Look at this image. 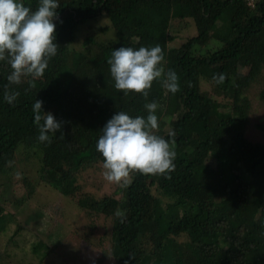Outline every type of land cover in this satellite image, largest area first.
Instances as JSON below:
<instances>
[{
	"label": "trees",
	"instance_id": "16d2710c",
	"mask_svg": "<svg viewBox=\"0 0 264 264\" xmlns=\"http://www.w3.org/2000/svg\"><path fill=\"white\" fill-rule=\"evenodd\" d=\"M22 2L33 11L38 6V0ZM58 3L53 21L58 53L34 88L28 79L12 86L20 95L11 105L3 87L11 69L0 62V174L21 148L42 163L38 181L61 195L59 205L38 214L34 228L18 220L0 227V246L16 252L14 264L31 259L42 264L53 251L65 264H84L88 235L100 217L111 221L110 264H264V114L250 123L248 96L262 79L257 97L264 104V0ZM188 18L196 33L174 46L173 21ZM83 30L88 32L77 53L71 46ZM157 45L164 52L165 71L172 69L179 78L178 92L167 91L159 81L147 99L124 96L112 87L107 61L114 50ZM221 73L226 79L217 84L212 77ZM203 81L210 87L201 86ZM36 100L61 122L59 131L49 133L51 143L38 140L32 111ZM153 101L159 105L156 134L175 140V170L167 176L133 174L126 189L118 186L100 198L82 193L103 176L98 169L103 173L104 158L96 144L107 121L119 111L146 117L144 105ZM251 128L258 139L250 137ZM90 168L93 176L82 177L80 172ZM24 184L28 190L33 186ZM67 210L78 214L69 242L85 245L80 261L71 255L69 243L49 245V221L60 225L63 218L70 224ZM117 210L124 216L117 217ZM97 260L104 258L95 255L89 264Z\"/></svg>",
	"mask_w": 264,
	"mask_h": 264
},
{
	"label": "clouds",
	"instance_id": "9594fccd",
	"mask_svg": "<svg viewBox=\"0 0 264 264\" xmlns=\"http://www.w3.org/2000/svg\"><path fill=\"white\" fill-rule=\"evenodd\" d=\"M59 7L58 0H38V6L33 11L25 6L22 0H0V62H6L11 69L7 83L3 85L4 100L8 104L11 105L20 95L12 86L28 79L29 87L34 88L35 81L43 78L49 61L57 55L56 24L53 21L58 19ZM163 61L164 52L159 45L138 49L120 47L114 50L107 61L111 77L115 81L112 87L122 91L124 96L130 93L140 94L147 99L153 82L159 81L163 88L175 94L180 90L179 78L174 70L165 71ZM212 79L217 84H223L226 77L221 73L214 75ZM42 106L43 101H35L32 108L33 122L39 131L38 140L42 143H51L49 133L55 134L59 131L61 122H58L52 113L44 112ZM144 107L148 113L146 117H132L124 111L116 112L101 130L102 134L96 144V151L104 158L102 167L105 180L123 189L130 185L133 174L167 176L176 167L173 162L176 158L175 140L169 142L156 134L159 128L158 117L155 114L159 107L158 103L153 101L146 103ZM15 156L22 164L21 168L17 169L27 176L23 177L25 192L17 196H14L10 177V170L14 168L9 164ZM26 159L30 161V165L22 162ZM4 167L5 171L0 174V185L8 182L11 189L8 193H0L1 214L5 216L0 218L2 229L11 225L12 220L22 223L20 219L24 213L39 214L56 205L49 196V189L53 188L38 181L43 170L42 163H39L36 157L19 148ZM90 169L92 171V168ZM83 173L85 172H80L81 175ZM25 181L33 183L31 189L26 188ZM39 185H42V188ZM38 186L40 189L32 195L27 193ZM10 196L13 199L12 207L16 208L15 212L6 209ZM8 214L11 216L7 220ZM115 214L117 217L124 216V212L120 210ZM24 222L28 223L27 220ZM0 249L5 257L13 250L2 246ZM0 262L6 263L1 257Z\"/></svg>",
	"mask_w": 264,
	"mask_h": 264
},
{
	"label": "rangeland",
	"instance_id": "374dc122",
	"mask_svg": "<svg viewBox=\"0 0 264 264\" xmlns=\"http://www.w3.org/2000/svg\"><path fill=\"white\" fill-rule=\"evenodd\" d=\"M173 25L176 29H174L176 32V38L174 42L172 43L174 46H178L180 43L184 41V39L187 36H192L193 34L196 33V27L192 19H185L183 21L177 20L173 21ZM88 32V30H83V32L80 34L77 40L74 41L72 44L71 48L79 53L80 51H83L82 49V39L83 35ZM256 84V85H255ZM253 86L250 87L248 91V96L251 101V111H249L250 114V123L254 124L256 119L260 118L264 114V104L260 103L258 101L257 97V92L258 89L262 86L263 81L262 79L258 80ZM204 88L210 87V84H208L207 81H203L202 85ZM228 101V100H227ZM156 112H159L157 110ZM160 119V117H158ZM166 128V127H165ZM249 135L252 138L258 139V133L254 128H251L249 130ZM23 163H26L30 165L29 160H22ZM9 164L12 165L14 168L10 170V177H11V182L13 185V191H14V196L20 195L25 192V188L23 186V177L25 174L21 173L17 168H21L22 164L21 162L16 158V156L9 161ZM36 166V165H35ZM101 165H99L100 168ZM97 170V169H96ZM99 174L103 175L102 171L98 169ZM92 173V171L85 172L82 174V177L85 176L86 174ZM93 176V173H92ZM25 177H27L25 175ZM83 181H85L83 179ZM100 181V183L98 182ZM98 181H93L92 183H88L84 188H82V193L85 195H92L94 197L100 198L103 194L105 195H112L115 189L118 187L115 183L108 182L107 180L104 179L103 176L98 177ZM7 186L4 184L0 185V192L2 194L8 193L11 189V185L7 182ZM42 188V185H39ZM154 193L158 194L157 189L153 190ZM53 193V194H51ZM49 196H51L55 202L56 205H59L60 203V198L61 195L56 192L53 189H49ZM12 196L8 198L7 210L11 211H16V208L14 209L12 207L13 202H12ZM68 214L71 217V223L66 224L65 220L63 218H60L62 224L60 225H52V223L49 221V232L53 233L52 235H49V245H54V243H57L60 245L62 243H69V248L73 250L71 255L75 256L79 261L80 257L84 255L83 249L85 248V245L82 247H78V243L73 244L70 243L69 240L71 239V227L72 223H78V214H70L69 210H67ZM19 218V217H18ZM20 219V218H19ZM21 221H28V224L34 228V226L38 223V214L37 213H31V214H22L21 215ZM84 220L83 218V213L80 215V221ZM111 221L109 218H104L100 217L97 220V227L96 229L88 235L89 241H90V247L86 250V254L83 257L84 259V264H89L91 260H93L94 256H100L103 257V261H98L96 264H110L109 262V237H108V231L110 227ZM13 224H11L12 226ZM185 239V237H182ZM0 255L3 256V260L6 262H10L12 264L15 263V258H16V252L14 250L10 251V255L8 257L4 256V252L0 249ZM23 264H39L38 261H35L33 259L31 260H26ZM43 264H65L64 260L59 256V254L56 251H53L51 254L46 256L43 259ZM69 264H75V263H69Z\"/></svg>",
	"mask_w": 264,
	"mask_h": 264
}]
</instances>
